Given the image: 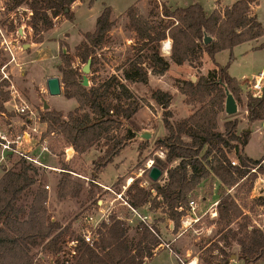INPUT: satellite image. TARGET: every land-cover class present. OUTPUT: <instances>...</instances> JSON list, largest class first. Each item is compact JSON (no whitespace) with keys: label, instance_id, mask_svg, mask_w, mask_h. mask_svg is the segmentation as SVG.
<instances>
[{"label":"trees","instance_id":"trees-1","mask_svg":"<svg viewBox=\"0 0 264 264\" xmlns=\"http://www.w3.org/2000/svg\"><path fill=\"white\" fill-rule=\"evenodd\" d=\"M74 1L8 0L7 10L26 6L29 9L26 24L32 28L33 35H37L35 40L41 41L42 33L53 26L54 17L64 15L74 19L71 8ZM257 3L258 0H234L230 4L216 5L209 11L198 1L179 5L164 0L151 5L148 13L143 14L133 2L123 11L127 17L125 28L134 32L133 53L125 56L121 74L112 73L97 80L93 77L85 86L79 67H74L71 60L76 56L86 62L91 57L93 64L98 49L109 41L114 21L111 6L104 5L95 18L93 29L83 31V38L75 45L74 53L60 52L62 62L58 69L63 95L75 99L77 104L66 113L55 108L39 112L40 121L46 124L41 137L55 138L52 145H48L52 153L58 154L59 142L71 146L78 154L101 142L104 151L94 161V169H99L135 136L136 129L129 123L133 125V115L141 104H148L147 99L132 90L130 83L146 82L149 73L163 74L169 67V61L161 51L162 40L170 38L169 56L176 64L192 62L206 53L212 64L208 72L194 80L185 78L178 86L186 103H198L186 116L173 120L169 108L172 94L159 87L151 91L150 97L164 106L162 122L166 129L155 142L167 149L164 159L154 157L153 165L165 171L166 176L162 182L150 180L149 186L140 185V177H134L126 188L125 198L137 209L147 203L150 208L163 206L173 222V231H176L190 193L203 178L208 177L212 187L213 178H217L216 232L220 239L236 240L240 245L238 255L245 264L264 256V231L250 225L245 216L236 229L229 226L243 215V211L227 189L247 183L251 190L257 173H264V157L253 158L245 152L250 128L238 131V119L233 117L226 119L223 129H219L218 114L224 110L225 89H228L238 104L245 105L249 123L264 118V88L260 96L246 92L243 101L240 82L228 71L234 58L233 46L264 35V26L252 10L253 4ZM157 14L161 17L155 18ZM205 33L211 36L207 43L203 41ZM257 47H264V40ZM222 49L229 50L223 64L215 57ZM91 71L95 69L91 68ZM8 83L7 79H0V115L12 116L14 111L7 110L4 105L10 98L8 89H4ZM126 122L128 124L124 125ZM122 125L124 132L120 131ZM51 133L56 137H51ZM231 150L239 160L238 165L230 163L228 152ZM11 153L7 152L6 156ZM41 161L46 164L44 157ZM59 163L62 173L55 183L57 196L78 197L83 183L70 176L69 162L60 160ZM1 167L0 264H145L158 249L161 240L146 223L136 217L137 235L131 238L129 221L132 219L113 211L97 226L91 242L85 241L77 229L68 233L70 225H63L48 212V191L38 177V165L19 154L10 167L2 164ZM251 167H255V171ZM89 181L88 191L92 193L95 183ZM34 184L36 187L30 200L24 201L23 194ZM256 199L264 204L263 196ZM179 205L183 208L178 209ZM151 226L158 233L156 223ZM70 240H75V244L68 246ZM38 247L50 254L51 262L37 259L34 249ZM220 254L222 264H228L227 252L220 248Z\"/></svg>","mask_w":264,"mask_h":264},{"label":"rangeland","instance_id":"rangeland-1","mask_svg":"<svg viewBox=\"0 0 264 264\" xmlns=\"http://www.w3.org/2000/svg\"><path fill=\"white\" fill-rule=\"evenodd\" d=\"M160 1L164 0H83L82 5H80L77 10H74L76 14L74 19L71 20L64 15L54 17L53 26L42 33L43 38L41 41H36L35 39L37 35H33L32 28L26 24L29 9L23 5L16 9L7 10V6H9L8 0H0V76H2V65L4 63H8L4 70L9 73L10 79L20 92L21 97L35 110L36 116L33 120L37 121V123L31 121L28 127L23 123L10 126L9 123L11 121V116L7 114L0 115V130L6 131V133L11 136V134H15L16 132L26 129V131H29V135L31 137L32 135H35L40 140L41 135L45 131L43 125L39 123L41 122L39 119V112L42 109H46L43 107L44 100L48 103L47 109L55 108L61 110L63 113H66L70 108H73L77 104L75 99L67 98L63 95L62 83V91L60 94L51 95L47 92L46 78L54 74L61 77V73L58 69L59 64L62 62L60 54L61 50L72 55L74 53L75 45L83 38V31L91 30L94 26L95 17L98 12L101 11L104 5H110L112 9L111 18L114 21V24L109 31L110 38L102 48L98 49L99 54L97 55V60L95 63L90 65V71L87 75L90 84L93 77L97 80L105 78L112 73L121 74V66L124 64L125 56L133 53L131 46L134 43V32L125 28L127 17L123 14V11L128 5L135 2L142 11H144L145 7H147L145 12V14H147L150 6L157 4V2L159 3ZM166 1L180 5L198 1L207 10H210L213 5H217L219 7L224 5V3L230 2V0ZM254 5L255 4H253V6ZM120 10L123 11L117 14L116 12ZM259 10L261 15L264 17V0H261ZM160 17V14L155 16V18ZM26 43H28V45L25 46ZM248 45L250 44L244 43L236 47L235 50H232L233 56L236 55L240 60V64H236L240 73L246 72L245 70H258L261 68V64L255 66V64L252 63H250L246 69L244 68V63L242 62L243 60L239 52L240 50L248 47ZM161 51L165 57H168L170 54L169 49L162 47V42ZM228 54V49L218 51L215 56L216 60L220 63H224L227 60ZM71 63L74 67H79V70L83 73L81 67L85 62H82L78 57L74 56ZM188 63L191 66H186V68H184L185 70L179 67V65L172 63L166 71L168 74L163 77V80H161V85L163 87H169V89L173 88L171 85L175 84V77H184L186 74L185 78H191L192 76H195L196 78L202 73H207L212 65L206 53L200 54L198 59L196 58L194 61ZM91 68L95 69V71L92 72ZM188 73L192 76H188ZM155 77L158 78L156 75ZM149 84L153 85L155 84V81H151ZM131 85L134 86V82L130 83V86ZM136 85L137 84H135L132 90L139 96H142L140 93H143L144 95L142 97L148 101V104H141L140 107L147 105V109L145 110V113H140L139 115L140 117H143L145 123L149 124L156 132H158L163 125V107L150 97V91L142 92V89H138ZM4 89H8L7 86H4ZM136 89L141 92L139 93V91H135ZM178 93L175 92L172 96L170 103L171 106L169 107L173 113L172 119L180 118L182 114L185 113L188 114L198 105V103H186L184 98L182 103L181 99H179V95L181 93ZM245 93L246 92L244 90L241 93L243 101L246 99ZM10 105H12V101H10L7 106L9 107ZM8 107H6V109L14 111V115L18 113ZM147 115L150 119L145 118ZM20 116L23 117V115ZM233 117L238 119V131L246 127L251 130L250 138L245 146V151L253 157H264V128H261L260 126L261 119H257L252 123H249L246 119L245 105L243 103H237V111L235 113L228 114L223 110L218 114V128L223 129L224 121ZM138 122L139 118L134 114L132 118L133 125L129 123V126L139 131L141 124ZM127 124L128 123L126 122L124 125ZM124 125L121 126V132H124ZM30 126H35L36 130L32 131ZM142 126L144 125L142 124ZM162 135L164 134H156L155 138L152 140H150V137L148 139L137 138L136 140L128 141L127 144L119 150L116 155H114L110 162H108L104 167L102 166L100 173L101 179L104 182H107L105 185L110 186L111 189H106L104 186L95 183V186L92 187V193H89L88 191V180L82 176L73 174V172L85 175L88 178L94 177V161L98 155L102 154L104 151V147L101 145V142L96 143L91 151L84 156L75 153L73 148V151L67 155L66 150L71 148V146H64L59 142L57 144L58 154L50 151L47 157L48 160L45 158V162L47 164L46 167L36 164L40 169V174L38 175L40 181L49 185V187L46 188L48 191L46 205L51 217L59 220L63 225L69 224L68 233H70L74 232L81 224H83V213L92 212L93 214H96L97 212L98 215L100 213V208H103V210L113 211L123 218L130 217L132 220L129 221V235L131 238L136 237V223L138 220L136 217H133L128 206L122 203V199L117 195V193L120 192L122 194V198L126 197L125 191L127 185H129V183L127 184L129 178L133 179L134 177H140V181H145V186H149L151 179L148 177L149 170L144 168V162L148 157L153 156L154 151L160 147V145L156 144L155 140ZM50 136L56 137V134L51 133ZM53 139L55 138H47V144L49 146L54 142ZM18 146L20 147L18 150L24 148V145ZM26 147L27 146L25 145V148ZM32 151H29L28 153L34 154L36 149ZM233 151L234 150H231L228 153L231 156H235ZM18 157V152H12L8 156L5 155V158L2 160V165L10 167L14 161L18 159ZM38 159H42L39 154ZM60 160L69 162L71 165L70 171H73H69L70 176L83 183V189L78 197H59L56 194L55 183L62 173L60 171L62 170L59 163ZM174 163L175 162H172V164ZM2 170L3 168L1 167L0 174ZM121 172L122 174L118 176L117 174ZM137 172H139L138 175H136ZM164 175L165 171H163V174L160 176L158 181L162 182ZM213 181L215 182L216 187L215 193L213 191V187L210 185V179H208V177L203 178L201 182L197 184L195 188L196 190H193L199 198L201 210L207 208L211 200L218 198L219 180L217 178H213ZM123 185L126 187L124 188ZM247 186V183H243L238 187L231 186L228 188L230 190L227 189L243 211V215L234 219L229 226L236 229L238 223L243 221L245 216L250 225L258 226L264 231V204L257 202L256 199L258 196L264 197V173H257V177L254 180L251 190H248ZM35 187L36 184H34L29 190L25 191L23 194L24 201L30 200ZM99 199L101 202H96ZM148 205V203L145 204L139 210L148 215V221L150 224L156 223L158 220L162 221V229L159 228L158 230V234L161 237L160 240L169 241L171 250L175 252L176 249H179V256L176 257L171 256L167 252L159 253L157 256L152 258V264H155L156 262L161 264H182L180 258L185 263L190 261L191 264H222V261L220 260V248H223L227 252L228 264H245L238 255L240 245L236 242V240L230 237L227 240L219 238V234L216 232L218 228V224L216 223L217 215L214 217H210L208 214L202 215L201 219L195 224V229H184L181 227L180 223L177 230L173 231V222L167 216L166 211H164L165 208L161 205L155 208H150ZM169 223H172V226L169 225ZM163 247L165 246L159 244L156 252L160 251ZM39 249L40 247H38V249H34L37 259L39 261H44L45 263L51 262L50 254ZM247 264H264V256L255 262H249Z\"/></svg>","mask_w":264,"mask_h":264},{"label":"built area","instance_id":"built-area-1","mask_svg":"<svg viewBox=\"0 0 264 264\" xmlns=\"http://www.w3.org/2000/svg\"><path fill=\"white\" fill-rule=\"evenodd\" d=\"M162 47L170 50V47H171L170 38L166 37L162 41ZM7 64L8 63H4L2 65V68H3L2 69V76H0V79H7L9 81L7 88H8V91L10 93V98L7 101H12V109L13 110L22 114L28 120L32 119L36 116L35 110L21 97L20 92L14 86V83L11 81L9 73L6 70H4L7 66ZM263 88H264V72L260 71L250 81H248L247 86L242 87V91L244 90L245 92H250V94H252L253 96H260L263 93ZM23 124H26L27 127L29 125L25 121H23ZM260 126H261V128H264V118L261 119V125ZM30 129L32 131H35L36 127L30 126ZM30 137L31 136L29 135V131H26V129H24L20 132H16L15 134H11V136H9V134L6 133V131L0 130V167L2 164V159L5 158V155L7 154V152H18L19 154L23 155L29 161L46 167L47 164L43 163L40 159H38V155L31 154V153L29 154L28 153L29 151H24L22 149L18 150V145L20 143V140L21 139L28 140ZM40 142H41L40 143L41 144V148H40L41 151H50L48 148L46 137H40ZM166 151H167L166 147L160 145V147L154 151V155L151 157H148L146 159V161L144 162V168L149 170V168L152 166V164L154 162L155 156L164 159L165 155H166ZM228 157H229L230 163L232 165H238L239 164V160L236 157V155L231 156L228 153ZM251 170L255 171V167H251ZM70 172H73V171H70ZM73 174L82 176L86 180H88V181L90 180L96 184H100V185L104 186V188H106V189H109V190L111 189L110 186L100 183L94 177L88 178L85 175H81V174L75 173V172H73ZM164 176H166V173ZM128 183H129V181H127V184ZM145 183H146L145 181H140V185H142V186H145ZM45 187L48 188L49 185L45 184ZM123 187L125 188L126 186L123 185ZM215 188H216L215 182L213 181L214 193H215ZM228 190H230V189H228ZM117 195L120 196V198L122 199V203H124L128 206L129 211L132 213L133 217H137V219L146 223L148 225V227L155 233V235H157L161 239L160 235L153 229V227L149 223L148 215L146 213L141 212L139 209L132 207L127 202V199L125 197L122 198V194L120 192H118ZM96 202L100 203L101 200L99 199ZM217 203H218V198L211 200L208 204V207L201 210L199 198H198L196 192H191L190 195L188 196L187 202L185 204V212L181 215V227L184 229H189V228L195 229L196 228L195 224L201 219L202 215L208 214L210 217L216 216L217 215ZM182 208L183 207L181 205L178 206V209H182ZM99 212L100 213L98 215H97V212H96V214H93L92 212L83 213V217H82L83 218V224H81L77 228V231L84 238L85 241H88V242L92 241V238H93V235H94V232H95L97 226L100 224V222L103 219H107L108 214L111 211L105 210V209L103 210V208H100ZM128 219L131 220V218H128ZM171 226H172V223H171ZM73 244H75V240H70L68 242V246L73 245ZM160 245L170 248L169 243L164 241V240H161ZM180 260H181L182 264H191L190 261H188V263H185L181 258H180Z\"/></svg>","mask_w":264,"mask_h":264},{"label":"crops","instance_id":"crops-1","mask_svg":"<svg viewBox=\"0 0 264 264\" xmlns=\"http://www.w3.org/2000/svg\"><path fill=\"white\" fill-rule=\"evenodd\" d=\"M234 0H230V2L229 3H224V5H226V4H230V3H232ZM260 2H261V0H258V3L257 4H255L252 8H253V12L257 15V18L261 21V23L263 24V26H264V17L261 15V13H260V10H259V7H260ZM82 3H83V0H75L73 3H72V6H71V8H72V10L74 11V10H77V8L80 6V5H82ZM180 5V4H179ZM184 5V4H183ZM145 6H146V3H145ZM139 7V6H138ZM213 7H215V5H213L212 6V8ZM211 8V9H212ZM210 9V10H211ZM139 10H140V12L141 13H143V14H145V12H146V10H147V7H145V9H144V11H142L141 10V8L139 7ZM149 10V9H148ZM207 10V9H206ZM209 10V11H210ZM123 10H120V11H118V12H116L117 14L120 12H122ZM100 12V11H99ZM98 12V13H99ZM148 12V11H147ZM74 14H75V11H74ZM98 15V14H97ZM96 15V16H97ZM75 17H76V14H75ZM96 18V17H95ZM94 24H95V22H94ZM94 27V26H93ZM93 27H92V29H93ZM91 29V30H92ZM264 40V35H261V36H258L257 38H253V39H250V40H246V41H243V42H240V43H238V44H236V45H234L233 46V48H232V50H235V48L236 47H238V46H240V45H242V44H244V43H248V44H250V45H248V47H246V48H244L243 50H240V54H241V58H242V62L244 63H241V64H243V66H244V68L246 69L249 65H250V63H252V64H255V66L256 65H258V64H261V68H259L258 70H245L246 72H242V73H240L239 72V69H238V66L236 65V64H240V60L238 59V57L235 55L234 56V58H233V60L230 62V64H229V66H228V71H229V73L232 75V76H234V77H236L238 80H239V82H240V85H241V87H245V86H247L248 85V81H250L258 72H260V71H263L264 72V47H257L258 46V44L259 43H261L262 41ZM222 50H226V49H222ZM222 50H220V51H222ZM234 52V51H233ZM228 53H229V50H228ZM215 56H216V54H215ZM167 59H168V61H169V66L172 64V63H174L171 59H170V56H168V57H166ZM228 58V57H227ZM225 63V62H224ZM176 64V63H175ZM223 64V63H222ZM177 65H179V67H181L182 69H184V68H186V66H191L189 63H188V61H184L183 63H181V64H177ZM169 68V67H168ZM168 68H167V70H168ZM166 70V71H167ZM185 70V69H184ZM164 72L163 74H152V73H149V76H148V79H147V81L146 82H134V86H135V84H137L136 86H137V88L138 89H142V92H144V91H152L154 88H156V87H159V88H161V89H164V90H167V91H169L171 94H172V96L175 94V92H180V90H179V88H178V86L182 83V80L183 79H185V77H186V74H185V76L184 77H182V76H177V77H175L174 78V80H175V84H172L171 86H173V88H170L169 89V87H163L162 85H161V80H163V77L165 76V75H167L168 73L167 72ZM155 75L156 76H158V78H156L155 77ZM180 75V74H179ZM188 76H192V75H190V73H188ZM155 78V79H154ZM162 78V79H161ZM151 81H155V84H153V85H150L149 83L151 82ZM167 84V83H166ZM140 85H141V87H140ZM134 86L133 85H131L130 87L131 88H134ZM138 89H136L135 91H139V93L141 92L140 90H138ZM181 93V92H180ZM180 93H178V94H180ZM142 96L144 95L143 93H140ZM182 94V93H181ZM179 95V99H181V102L183 103V98H184V94H182V95ZM150 101V100H149ZM10 103V101H5L4 102V105L6 106V107H8L7 105ZM185 103V102H184ZM152 104V103H151ZM170 106H171V104H170ZM169 106V107H170ZM9 109H12V105H10L9 107H8ZM147 109V105H145L144 107H139L138 108V110L135 112V116H137L138 118H139V124H141V128L139 129V131L141 130V129H151V139L150 140H152L153 138H155V136H156V134H164L165 132H166V129H165V127L162 125V127H161V129H159L158 130V132H156L149 124H147V123H145V121L143 120V117H140V113L141 114H143V113H145V110ZM151 113H153V112H151ZM20 115H22V114H16V115H13V116H11V121H10V123H9V125L10 126H15L16 124H22L23 123V121H25L26 123H28L29 125H30V123H31V121L32 122H34V123H37V121H35V120H33V118L32 119H27V118H25L24 116L23 117H21ZM187 115V113H185V114H182V116L181 117H183V116H186ZM156 117V116H155ZM145 118H149L150 119V117H148V115L147 116H145ZM173 119H178V118H173ZM41 125H43V128L45 129V127H46V124H45V122H39ZM162 123V122H161ZM142 124L144 125V126H142ZM137 131V130H136ZM20 132V131H19ZM137 138H140V137H138V136H134V137H132L131 139H130V141H132V140H136ZM32 139H33V141H32ZM41 142H40V140L38 139V137H36L35 135H32V137H30L28 140H26V139H21L20 140V143H19V145H24L23 147L24 148H21V149H23V150H27V151H32V150H35L36 149V151H34L35 153L34 154H39L41 157H44V158H47L48 157V154L50 153V151H41L40 150V148H41V144H40ZM25 145L27 146L26 148H25ZM246 146V145H245ZM94 146H92L91 148H89L88 150H86V151H84V152H82V153H80L82 156H84V155H86V154H88L90 151H91V149L93 148ZM18 148H20L19 146H18ZM72 148V147H71ZM32 149V150H31ZM122 149V148H121ZM120 149V150H121ZM33 152V151H32ZM246 152V151H245ZM247 153V152H246ZM31 154H33V153H31ZM248 154V153H247ZM116 155V154H115ZM249 156H251L250 154H248ZM251 157H253V156H251ZM253 158H257V157H253ZM4 159V158H3ZM2 159V160H3ZM47 160H48V158H47ZM263 161H264V159H263ZM52 166H54V165H52ZM104 167V166H103ZM101 169H102V167L101 168H99V169H94L93 170V175H94V178L95 179H97V180H99L101 183H104V184H106L107 182H104L102 179H101V176H100V173H101ZM138 173L139 172H137L136 173V175H138ZM122 174V172L121 173H118L117 175L119 176V175H121ZM130 177V176H129ZM112 182V181H111ZM109 183V182H108ZM156 225L158 226V228H161L162 227V221L161 220H158L157 222H156ZM169 225H171L170 223H169ZM162 229V228H161ZM174 239V238H173ZM166 242H168V243H170L169 241H166ZM161 243V242H160ZM161 252H167L168 254H170L171 256H173V257H176V256H179V249H176V252L175 251H173V250H171V248H168V247H163L160 251H158V252H155L154 254H153V256L151 257V258H149V259H147L146 260V263L145 264H152L151 262H152V258L153 257H155V256H157L159 253H161ZM175 252V253H174ZM178 259H179V257H178ZM154 264V263H153ZM155 264H161V263H158V262H156Z\"/></svg>","mask_w":264,"mask_h":264},{"label":"water","instance_id":"water-1","mask_svg":"<svg viewBox=\"0 0 264 264\" xmlns=\"http://www.w3.org/2000/svg\"><path fill=\"white\" fill-rule=\"evenodd\" d=\"M210 39H211V36L205 33L203 36V41L207 43L210 41ZM26 45H28V43H26L25 46ZM90 65H91V57H88L86 62L81 67V70L83 72L81 82L85 86L89 85V78H88L87 73L90 71ZM191 78L195 79V76H192ZM46 88H47V92L51 95L60 94L62 91L60 76L54 74V75L47 77L46 78ZM225 93H226V96L224 100V111L228 114H233L237 111V102L233 94L228 89H225ZM43 107L44 108L48 107V103L45 100L43 102ZM135 135L140 137L141 139H148L151 137V130L141 129L140 131H135ZM72 151H73L72 148H68L66 150L67 155H69V153H71ZM162 174H163L162 169L158 167L157 165H152L149 168L148 177L152 181L158 180Z\"/></svg>","mask_w":264,"mask_h":264},{"label":"bare ground","instance_id":"bare-ground-1","mask_svg":"<svg viewBox=\"0 0 264 264\" xmlns=\"http://www.w3.org/2000/svg\"><path fill=\"white\" fill-rule=\"evenodd\" d=\"M132 181V178H129V183Z\"/></svg>","mask_w":264,"mask_h":264}]
</instances>
